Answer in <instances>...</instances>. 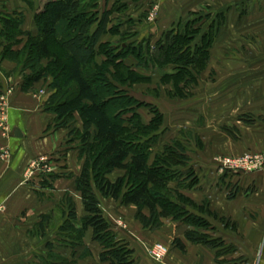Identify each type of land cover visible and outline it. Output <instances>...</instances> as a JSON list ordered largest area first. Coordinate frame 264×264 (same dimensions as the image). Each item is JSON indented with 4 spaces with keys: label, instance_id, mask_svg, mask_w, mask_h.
<instances>
[{
    "label": "crops",
    "instance_id": "1",
    "mask_svg": "<svg viewBox=\"0 0 264 264\" xmlns=\"http://www.w3.org/2000/svg\"><path fill=\"white\" fill-rule=\"evenodd\" d=\"M100 1L101 11L110 10L115 2L102 0L100 7ZM124 2L126 16L135 21L137 39L149 40L151 46L194 13L211 15L206 25L215 21L212 16L223 15L217 22L210 63L198 79L201 88L196 96L201 98L193 99V109L189 113L187 109L177 112L169 103L167 112L164 105L154 101L169 128L188 130L191 126L201 140L200 151L191 149L201 154L191 161L199 185L185 192L193 202H207L213 214L209 217L217 219L214 238L221 239L223 244L211 249L186 241L185 254L177 248L171 253L167 249L166 257L156 262L144 257L142 245L148 244L150 249L156 244L166 247L164 242H155L164 234L144 230L134 219L133 206L103 200L106 219L114 225L113 216L108 212V219L105 208L114 210L112 213L117 216L123 213L125 229L115 231L134 249L138 264H264V167L252 174L220 173L217 163L222 157L264 152V0ZM45 3L0 0V13L24 12L23 30L36 34L33 18ZM117 17L113 13L112 19ZM114 24L115 20L111 22ZM108 38L116 39L104 35L101 42L110 41ZM21 40L14 51L24 45L26 39ZM21 81L14 62L0 61V94L10 82L17 85L8 99L9 133L3 135L0 129V264H101V247L93 241L90 229L79 244L66 241L59 230L65 219V198L73 201L78 220L85 215L75 188L82 160L76 146L66 143L67 130L49 129L55 117L43 109L50 92L47 84L45 91L39 89L40 82L34 86V92L25 93L20 90ZM16 130L20 137L15 136ZM42 158L47 159L44 165L40 163ZM196 188L198 192H190ZM115 205L121 209L116 210ZM133 235H138L137 242ZM226 247L233 249V253L218 256L217 251Z\"/></svg>",
    "mask_w": 264,
    "mask_h": 264
},
{
    "label": "trees",
    "instance_id": "2",
    "mask_svg": "<svg viewBox=\"0 0 264 264\" xmlns=\"http://www.w3.org/2000/svg\"><path fill=\"white\" fill-rule=\"evenodd\" d=\"M98 7L99 0H49L33 18L36 34L23 30L22 13L0 18V61H12L29 71L22 75V92H34L40 82L47 84L50 92L43 109L55 117L49 129L67 130L66 143L75 144L82 160L75 188L85 215L78 220L73 201L65 198V219L59 230L66 241L79 244L90 229L93 241L101 247V264H138L134 249L117 236L104 215L102 202L110 199L123 207L133 206L135 221L146 231L160 230L165 220L183 221L190 228L183 234L185 241L217 249L222 240L202 233L199 228H207V222L188 211L180 200L183 195L170 188L174 181L179 185L176 176L180 174L185 176L183 182L192 181L187 147L172 140L162 153L153 154L163 116L155 105L130 95L121 83L126 84L125 79L132 75L149 81L148 73L162 69L166 73L161 78L172 79L170 92L197 84L199 74L210 63L217 22L223 15L212 16L215 21L206 25L211 15L194 13L182 25L166 31L151 50L149 40L137 39L135 21L126 16L124 0H115L110 10ZM113 13L119 17L112 19ZM104 35L117 41L101 42ZM21 38L26 39L23 47L14 51ZM145 52L153 65L146 58L140 61ZM97 56L99 66L93 65ZM200 60L202 67H194ZM109 68L119 71H111L119 85L106 77ZM181 73L186 76V86L178 78ZM149 105L155 109L144 121L140 109ZM115 172L120 174L111 179ZM192 185L196 186L190 183L187 188ZM172 245L185 251L179 239Z\"/></svg>",
    "mask_w": 264,
    "mask_h": 264
},
{
    "label": "rangeland",
    "instance_id": "3",
    "mask_svg": "<svg viewBox=\"0 0 264 264\" xmlns=\"http://www.w3.org/2000/svg\"><path fill=\"white\" fill-rule=\"evenodd\" d=\"M47 1L46 0H40L41 3L47 2ZM101 4H102V0L100 1V7H102ZM15 12H17V11H12L9 14H5V13L1 12L0 13V18L3 17V16L12 15ZM17 13H22V15L25 16L24 12H17ZM185 21L186 20H183V22H181L180 24L182 25ZM108 39L110 40L111 38H108ZM115 41H117V40H115ZM150 48L152 50V46ZM144 58H146L149 62H151L150 65L154 64L152 62L153 59H151L149 53H146V52L143 53L142 59L140 61L143 62ZM127 63H129V61ZM96 64L98 66L101 64L100 56H97L96 59H94L93 65H96ZM137 66L141 67V64H137ZM182 66L185 67L184 65H182ZM16 67H17V69L20 70L21 76L25 75V74H27V75L29 74V71L27 69H24L22 65L17 64ZM194 67H197V68L200 69L202 67L201 60L200 61H196ZM207 67H206V69H207ZM112 70H114V68H109L107 70V72H105V75L110 81H112L115 84H118L115 81V79H113L114 78L113 77L114 74L111 72ZM114 71H115L116 74L119 73L118 70H114ZM161 71H159L160 73L159 72H157V73H148L147 72L148 75H151V80H149V81H145L142 78H138L136 75H134V76L132 75V76H130V80L129 79L128 80L125 79L126 84L121 83V85L125 86L124 88H126V90L129 92L130 95L134 96L136 99H139L143 103L146 102V103H149V104H152V105L156 106L154 101H158L159 103L162 104V106L164 105V108H166L167 112H169V108H170L169 103H173V109H178L177 112H183V111H186V109H187V113H189L190 109H193V106H192V103L194 102L193 99L195 100V99H200L201 98V96H199V97L196 96V93L199 92L200 88H201L199 82H197L198 84L194 85L195 86L194 88H193L192 85H189L188 88H186V89L183 88V90H182V88L179 87L178 90L175 89V91L172 90L170 92V90L173 89L172 84L170 83V81L172 79L170 80V79L166 78V80H164L163 78H161L162 75L164 73H166L165 72L166 70H162L161 69ZM212 74H213L212 71H210L209 75L212 76ZM124 77L128 78L126 75ZM178 78L179 79L181 78V81H182L181 85L186 86V84H185L186 83V81H185L186 80V76L183 73H181L178 76ZM198 78H201L200 74H199ZM162 79H163V81H162ZM163 82H166L167 85H164ZM13 83L10 82V85L13 84ZM14 86H15V84H14ZM44 87L45 86L42 83L41 86L39 87V89L42 90V91H45L46 89L43 90ZM183 95H185V96L183 97ZM166 99H168V100H166ZM152 105H149L148 108L140 109L141 110L140 113L143 116L144 121H146V119L149 120L151 118V116H152L151 110L155 109ZM171 115H172V117H171L172 119L171 120L174 123V119L175 118H173L174 117L173 113H170V116ZM178 125H182L181 122H179ZM199 125H200V122H199ZM160 129H161V133L159 132L160 135H159L158 140H157L158 142L156 143L154 149L152 150L154 152L153 154L162 153L163 149H164V145H169L172 140L173 141H177V142L183 144L185 147H187L188 154H189V151H190V153L192 152L191 149H195V152L197 151V149H199V151H200L201 146H202L201 145V140L199 139L197 134H193V130H191V126H188V128H187L188 130L177 128V127L169 128V124H165L163 122ZM70 145H75V144L71 143ZM192 153H194V152H192ZM194 155H196L197 158L194 157ZM189 156H190V161H192L193 159L200 158L201 154L198 155V153H194V154H191ZM190 166L193 169L192 170V181L191 182H187V183L183 182V180L185 179L184 178L185 176L180 174V175L176 176V179L179 182V185L177 184V182L174 181V182H172L170 184V188L173 190V192L175 190H178V192L183 195V197H180V200L184 201V204L182 203V205L185 206L188 211H191L192 213L198 215L200 218L204 219L207 222L208 227L207 228H203L202 227V228H199V230L202 233H205L206 235H208V237H210L212 239H216V238H214V235L217 234V233H215L216 227H217L215 221L217 219L215 218V221H213V219H212L213 217H211V216H213V214H211V212H210L211 210H210V208H208L207 202L206 201H203V202L199 201V202H194L193 203V201L190 198H188L187 192H185V191H187V189H189V188H187V185H189L190 183H193V184L195 183V185H199L197 171L195 170L194 165L191 162H190ZM177 169H183V168L182 167H178ZM119 174H120L119 172H115L113 175H111V179L117 177ZM197 188H199V186ZM197 188L194 189V191L190 189L191 190L190 192H198L199 190H197ZM185 197L190 199L192 202H189ZM173 199H175V198H173ZM182 201H180V202H182ZM114 207H115L116 210L118 208H119V210L121 209V207H119L118 205H115ZM193 207L196 208L197 210L203 211L204 213H201V212L199 213L197 210L193 209ZM206 209L209 210V212H210L209 214L211 215L210 217H209ZM105 212H106L105 213L106 215L109 212V214L113 216L111 222L114 224V228L115 229H117L118 231H121L123 228L125 229V222L123 221V218H122V216H123L122 212L119 213L118 216H117V214L112 213V212H115L114 210L113 211H108L105 208ZM124 215L127 216L128 213L125 212ZM107 217H109V215H107ZM214 217H216V215H214ZM108 219H110V217ZM188 229H190L189 226L187 224H185L183 221H181V222L179 221V222L174 223V222H171L170 220H165L163 222V227L160 228V230L152 232V234H155L157 232V235H158L159 232L160 233L163 232L162 234H164V235H161V237L158 236L159 238L155 242H158V240H159L161 242L166 243L167 244L166 247H168V248H166L164 245L163 246L166 248V251L168 249L169 253H171L172 251L176 250V248L171 244V242H173L176 239H179L182 243H185L186 241H185V239L183 237V234ZM119 233L117 234V236L121 238V235ZM164 236H166V237H164ZM137 237H138V235H133L132 236L134 242H137ZM144 243H146V242L144 241ZM142 246L144 248L143 255H144L145 258L148 259V257H147V256H149L148 250L150 248L148 247V244H147V247H144V245H142ZM180 252H182V251H180ZM182 253L185 254V251L182 252ZM217 253H218V256H220V255H231L233 253V249H231L229 247L228 248L226 247L224 249L222 248V249L218 250ZM149 262H151V261H149Z\"/></svg>",
    "mask_w": 264,
    "mask_h": 264
},
{
    "label": "built area",
    "instance_id": "4",
    "mask_svg": "<svg viewBox=\"0 0 264 264\" xmlns=\"http://www.w3.org/2000/svg\"><path fill=\"white\" fill-rule=\"evenodd\" d=\"M15 90L14 84H11L7 89L0 94V129L3 135L9 133L8 127V99ZM47 162L46 158L40 159L41 164ZM220 173H243L252 174L259 172L264 167V152L250 154L246 153L240 156L222 157L217 159ZM166 248L161 244H156L148 250L150 258L156 262H161L166 255Z\"/></svg>",
    "mask_w": 264,
    "mask_h": 264
},
{
    "label": "water",
    "instance_id": "5",
    "mask_svg": "<svg viewBox=\"0 0 264 264\" xmlns=\"http://www.w3.org/2000/svg\"><path fill=\"white\" fill-rule=\"evenodd\" d=\"M14 134H15L16 137H20V136H21V134L19 133L18 130H16V131L14 132Z\"/></svg>",
    "mask_w": 264,
    "mask_h": 264
}]
</instances>
